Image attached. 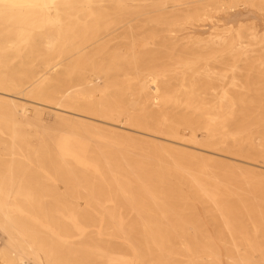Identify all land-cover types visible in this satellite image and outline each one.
Wrapping results in <instances>:
<instances>
[{"label":"bare ground","instance_id":"6f19581e","mask_svg":"<svg viewBox=\"0 0 264 264\" xmlns=\"http://www.w3.org/2000/svg\"><path fill=\"white\" fill-rule=\"evenodd\" d=\"M0 264H264V0H0Z\"/></svg>","mask_w":264,"mask_h":264},{"label":"rangeland","instance_id":"374dc122","mask_svg":"<svg viewBox=\"0 0 264 264\" xmlns=\"http://www.w3.org/2000/svg\"><path fill=\"white\" fill-rule=\"evenodd\" d=\"M49 122L52 123V119H49Z\"/></svg>","mask_w":264,"mask_h":264}]
</instances>
